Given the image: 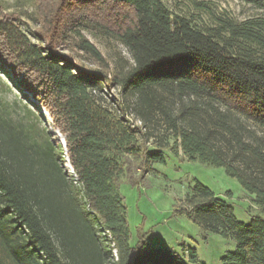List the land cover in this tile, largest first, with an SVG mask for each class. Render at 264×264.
<instances>
[{"label": "trees", "instance_id": "trees-1", "mask_svg": "<svg viewBox=\"0 0 264 264\" xmlns=\"http://www.w3.org/2000/svg\"><path fill=\"white\" fill-rule=\"evenodd\" d=\"M34 2L33 42L0 1V70L47 112L64 146L35 121L0 117V264H202L194 249L185 259L130 243L119 181L165 162L166 146L147 147L152 117L188 161L223 167L259 210L242 224L195 182L177 212L234 242L221 264H264V140L240 121L264 131V17L219 19L202 32L161 0ZM86 32L117 41L132 63L110 67ZM115 87L123 101L113 111L99 94Z\"/></svg>", "mask_w": 264, "mask_h": 264}, {"label": "rangeland", "instance_id": "rangeland-1", "mask_svg": "<svg viewBox=\"0 0 264 264\" xmlns=\"http://www.w3.org/2000/svg\"><path fill=\"white\" fill-rule=\"evenodd\" d=\"M7 14L18 17V24L31 41L33 31L41 25L33 22L36 8L34 0H0ZM264 5V0H259ZM172 16L188 19L191 25L202 31L217 26L219 19L232 18L244 21L256 17H264V9L253 0H161ZM87 39L101 52L110 67L132 63L130 54L117 41L91 33H85ZM60 51L75 58L84 67L95 68V65L83 55L72 49L59 48ZM25 91L19 88L11 75L0 70V117L10 124L35 121L39 130H45L51 139H59L64 146L63 137L54 129L49 115L43 109L33 108V99L24 97ZM99 97L107 106L123 101L122 91L112 88L103 90ZM129 104L133 101L129 99ZM131 107V106H130ZM31 111L28 117L27 112ZM128 116L134 126H141L135 115ZM239 117V116H237ZM240 118V117H239ZM241 123L252 135L264 140V131L250 122L240 118ZM149 133L147 147L156 149L166 146L165 162L153 164L151 171L144 177L136 175L130 180L122 177L119 181V192L126 207V222L130 230V243L145 240L149 248H168L187 259L189 249L196 251L197 259L202 264H221V257L234 250V242L219 234L202 231L184 214L178 213L190 188L195 182L208 188L214 195L233 209L235 219L248 225L253 215L259 214L254 206L253 196L248 194L235 178L228 176L223 167H215L190 162L183 155L179 142L175 141L165 123L159 117L145 124ZM67 162V158H66ZM71 176H75L66 164Z\"/></svg>", "mask_w": 264, "mask_h": 264}, {"label": "built area", "instance_id": "built-area-1", "mask_svg": "<svg viewBox=\"0 0 264 264\" xmlns=\"http://www.w3.org/2000/svg\"><path fill=\"white\" fill-rule=\"evenodd\" d=\"M107 236H108V238L110 239V235H109V233H107Z\"/></svg>", "mask_w": 264, "mask_h": 264}]
</instances>
